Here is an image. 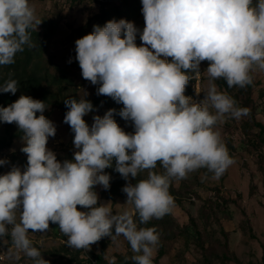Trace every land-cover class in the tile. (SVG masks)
<instances>
[{
    "label": "clouds",
    "instance_id": "9594fccd",
    "mask_svg": "<svg viewBox=\"0 0 264 264\" xmlns=\"http://www.w3.org/2000/svg\"><path fill=\"white\" fill-rule=\"evenodd\" d=\"M142 13V32L131 21L109 20L75 41L82 77L98 85L97 95L123 104L118 114L132 122L134 132L118 125L115 109L94 116L89 127L83 117L93 104L69 97L64 122L74 132L75 151L72 160L61 162L47 147L56 126L43 114L44 101L22 94L0 106V122L16 124L27 155L24 171L12 166L0 175V242L8 245L10 260L23 254L33 264H49L29 232L45 233L51 222L70 248L90 251L104 237L123 236L134 264H153L160 235L155 226L139 225L171 214L172 181L200 169L219 178L233 165L216 126L250 115V109L237 107L215 83L199 102L184 93L192 79L188 73L199 74L204 61L209 79L222 78L229 88L251 84L254 66L264 70V0H142ZM40 23L29 0H0V66L13 64L25 45L34 47L28 30ZM18 86L9 74L0 93L14 95ZM113 160L129 181L122 191L133 211L113 214L107 204L98 205L94 188H110L104 170ZM158 162L162 172L155 170ZM7 163L0 159V165ZM141 173L146 178L137 180Z\"/></svg>",
    "mask_w": 264,
    "mask_h": 264
},
{
    "label": "rangeland",
    "instance_id": "374dc122",
    "mask_svg": "<svg viewBox=\"0 0 264 264\" xmlns=\"http://www.w3.org/2000/svg\"><path fill=\"white\" fill-rule=\"evenodd\" d=\"M129 1L130 7L123 6L121 0L112 2L142 32L145 26L142 0ZM29 3L35 9L37 19L41 21L34 28L47 37V46L42 50L38 62L51 82L53 100L61 104L69 97L91 101L93 111L83 117L89 127L94 122V116L102 117L108 109H115L114 119L118 125L125 132H134L132 122L122 119L118 114L123 104L110 97L97 95L98 85H92L82 77L79 63L75 59V41L87 31L85 29L79 33L77 29L98 14L105 1L30 0ZM49 21L53 23L52 29H49ZM121 36L123 38V32ZM135 42L138 46L142 43L139 32ZM207 67L208 62L204 61L201 62L199 74L188 73L196 81L190 83L191 79L189 80L184 94L199 102L204 99L210 84L215 83L217 90L231 96L237 107L249 108L250 115L239 119L226 118L225 122L216 126L222 142L234 159L233 165L222 176L215 178L213 173L204 170L199 178L187 179L185 185L191 189L187 196L180 193L183 180L173 181V188L176 193L179 192V202L173 196L175 206L169 215L181 231L185 229V233L171 235L168 240L161 236L166 253L160 259L157 258L156 247L153 264H264V144L260 140L261 129L258 127L259 123L264 125V70L254 66L250 74L253 84L256 83L257 86L252 89V93L241 95L237 89L230 92L221 87L218 79L211 81L207 75ZM59 79L63 83L56 84L55 81ZM62 84H67V89L59 92L57 88ZM236 94L239 102L233 97ZM47 105L43 114L56 126V134L48 138L47 147L56 153L58 161L72 160L75 151L74 132L64 122L68 109L64 105L55 106L54 103ZM36 115L39 116L40 113L37 112ZM18 132L15 123L0 122V137L9 138L10 134H14L12 146L0 151V159L8 161L7 164L0 165V175L10 171L12 166L19 167L21 171L27 167V155L21 151L25 141L15 135ZM158 168L162 170L160 166ZM111 170L112 167H109L104 171L110 175ZM118 175L120 183L114 184L112 188L105 190L97 185L94 189L98 195V205L107 204L113 214L133 211L132 204L126 203V193L122 191L129 181ZM129 179L135 183L134 179ZM198 184H203L204 187ZM111 190L114 196L107 199L105 196ZM77 207L78 210L87 211ZM49 227L45 233L29 232L33 246L39 249L49 264H88L86 258L90 254H102L101 264H108L105 257L115 258L117 264L118 260L129 261L134 255L123 236L115 239L104 237L93 244L90 251L76 250L66 244L67 237L61 233L58 224L50 222ZM7 249L8 245L0 242V264H33L23 254L19 260H10L6 254Z\"/></svg>",
    "mask_w": 264,
    "mask_h": 264
},
{
    "label": "trees",
    "instance_id": "16d2710c",
    "mask_svg": "<svg viewBox=\"0 0 264 264\" xmlns=\"http://www.w3.org/2000/svg\"><path fill=\"white\" fill-rule=\"evenodd\" d=\"M104 1L105 3L101 4L99 13L91 17L84 26L77 29L79 33H82L84 32L85 29H87L86 33H83L82 36L92 32L94 25H100L102 27L109 20L119 21L121 19H124L128 21V17L124 14L121 8H119L114 2H112L113 0H103L101 2H104ZM121 3L123 6L130 7L129 0H121ZM48 24L50 26L49 29H52L53 28L52 21H49ZM28 31L30 33L31 41L34 47H28L27 45H25L24 50L22 52H18L15 55L14 57L15 62L13 64L7 65V66H0V85H2L9 78V74H11V78L17 80L19 84L18 90L14 95L11 93H0V106H3V107L8 106L9 104L17 100L20 95L23 94V95L31 96L34 99H39L41 101H44L46 105L54 103L55 106L64 105L63 107H66L65 104H61L58 101L53 100V96H51L52 94L50 91L51 82L48 81L49 79H48L47 74L44 72L42 67L40 68V65L38 62V59L41 57V54L43 52L42 50L45 49V47L47 46L46 35L44 33H41L40 31H37L35 28L29 29ZM195 81H196L195 79H191L190 83H193ZM57 82L60 84L63 83L60 79L55 81L56 84H58ZM218 82L221 87L227 88L228 90H230V92L235 91L237 89L241 95H246V93H250V92L252 93V89H254L257 86L256 83L253 84L252 82L251 84L247 85L244 88H240V87L229 88L226 81L223 80L222 78L218 79ZM66 85L67 84H62V86H59L57 88L58 91L62 92V90L67 89ZM233 97L237 101L239 100L238 94L233 95ZM258 127H260L261 129V132H260L261 139L260 140L264 144V125L259 123ZM13 135L10 134L9 138L0 137V151H3L12 146L13 139H14ZM15 135L22 137L23 133L19 131ZM158 166H160L159 162L155 170L157 172H162L163 169L160 170ZM204 170L206 169H200L198 171L190 173L187 179L191 180L197 177L199 178V174ZM118 174L119 173L115 171V160H113V166H112V170L110 173L111 175L110 187L111 188L114 184L119 182L120 176ZM145 177H146V173H141L138 175L137 180L144 179ZM187 179L185 180L183 179L182 184H181V189H180V193L182 192L183 194H186V196L191 190L185 185L187 183L186 181ZM173 181L170 185L169 192L172 196H175L179 202V199H178L179 192L176 193L175 189L173 188ZM198 185L201 187H204L203 184H198ZM113 196H114V192H112L111 190L110 194H108V196H105V197L108 199V198H112ZM139 226L140 227L155 226L157 232L160 235V243L157 246V250H158L157 258L159 259L166 253V251L164 250V246H163V238L168 240L171 235L178 236V234L182 235L185 233V229L181 231L179 225H176L172 221V218L170 217V215H166L162 219H159V220L153 219L147 225H139ZM90 255L88 258H86V261L88 262V264H101V261L103 260L102 254H94L91 256ZM117 262H118L117 264H134L132 259L129 261H126L125 259H120Z\"/></svg>",
    "mask_w": 264,
    "mask_h": 264
},
{
    "label": "built area",
    "instance_id": "2783aa9c",
    "mask_svg": "<svg viewBox=\"0 0 264 264\" xmlns=\"http://www.w3.org/2000/svg\"><path fill=\"white\" fill-rule=\"evenodd\" d=\"M99 1H103V0H99ZM1 258H3V257L1 256Z\"/></svg>",
    "mask_w": 264,
    "mask_h": 264
}]
</instances>
